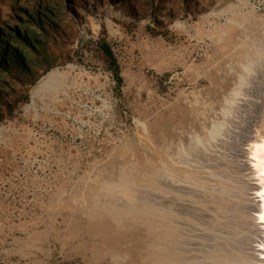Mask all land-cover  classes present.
<instances>
[{
  "label": "rangeland",
  "instance_id": "374dc122",
  "mask_svg": "<svg viewBox=\"0 0 264 264\" xmlns=\"http://www.w3.org/2000/svg\"><path fill=\"white\" fill-rule=\"evenodd\" d=\"M263 93L264 0H0V264H264Z\"/></svg>",
  "mask_w": 264,
  "mask_h": 264
},
{
  "label": "bare ground",
  "instance_id": "6f19581e",
  "mask_svg": "<svg viewBox=\"0 0 264 264\" xmlns=\"http://www.w3.org/2000/svg\"><path fill=\"white\" fill-rule=\"evenodd\" d=\"M57 75V70H50L49 72H47L44 76H42L38 81L37 83L34 85V87L32 88L31 92H30V97L31 99L33 100L36 96H39L41 95L42 92L48 90V89H51L53 88L54 86V80H55V77ZM54 79V80H53ZM54 90V89H53ZM42 96V95H41ZM191 137V136H190ZM191 139V138H190ZM244 143L246 144V147L243 148L242 152L245 154V158L247 160V163L249 165V169L250 171H253V173L255 172L254 169L252 168V163H258V160L257 161H250V155H254V154H257L258 150L253 148V151L252 153L249 152V148H251L252 146L254 145H257L259 143H264V93L262 95V98H261V102L260 104L256 105L255 108H254V115H253V119H252V125L248 128V130H246V135L244 136ZM179 158V157H178ZM178 164V163H177ZM180 164V163H179ZM163 165V164H162ZM158 168V167H157ZM171 169V168H170ZM122 172V171H121ZM120 172V173H121ZM124 172V171H123ZM122 172V173H123ZM128 172V171H127ZM125 172V173H127ZM157 172V171H156ZM161 172V171H160ZM159 173V172H158ZM129 174V173H128ZM150 175V174H149ZM155 175V174H154ZM255 175V173H254ZM126 177V176H125ZM147 177V175H146ZM153 178V176H150ZM156 177V176H154ZM163 177V175H162ZM172 177V176H171ZM170 177V179H171ZM115 178V177H114ZM117 178L118 177V174H117ZM123 178V177H122ZM167 178V176H166ZM173 178V177H172ZM127 179V177H126ZM154 179V178H153ZM175 179V178H174ZM125 180V178H124ZM168 180V179H166ZM129 181V180H128ZM131 182H129V186H131L129 189H134L136 183L134 181V179H130ZM155 181V180H154ZM175 181V180H174ZM146 182V181H145ZM140 184V182H138ZM181 183V182H180ZM118 184V183H117ZM105 185V184H104ZM119 185V184H118ZM112 186V185H110ZM125 186V185H123ZM128 186V185H127ZM122 187V185H121ZM115 189V188H114ZM112 189V187H107L106 189V194L110 196V201L108 203H110V212H114L116 210V208L118 207H121L123 208L124 210H128V208H136V207H139V208H143V205L142 204H137V205H131L129 204L128 202H126L125 200H123L121 197H118L116 195V190ZM128 189V188H127ZM139 189V188H138ZM136 189V190H138ZM105 199V197H104ZM99 201H101L100 203H102V200L99 199L97 197L94 198L93 200V204L95 203H98ZM104 201V200H103ZM107 202V201H106ZM259 205V206H258ZM232 207H228L226 210H230ZM260 208L263 210V212H258L257 209ZM150 209V208H149ZM236 209H234L235 211ZM251 212H254L257 214V216L259 217H256L258 218V220H260V214L261 213H264V198H263V201L260 202L259 204L256 203L254 204V208L251 207ZM129 213V212H128ZM135 213V212H134ZM246 221L248 222V225H251L252 227V233H251V237L252 238H262L263 240L259 241L258 244H261L262 247L264 248V226H263V231H261L260 229H258L257 227V221L254 220L253 218L249 217L248 215H246ZM260 223V222H258ZM244 237H242L243 239ZM244 240V239H243ZM244 242V241H243ZM246 244V243H244ZM244 250V249H243ZM241 252V251H239ZM249 252V251H248ZM239 256V255H238ZM243 252L240 253V258H241V263L240 264H243L244 263V260H243Z\"/></svg>",
  "mask_w": 264,
  "mask_h": 264
},
{
  "label": "snow or ice",
  "instance_id": "6c2138e0",
  "mask_svg": "<svg viewBox=\"0 0 264 264\" xmlns=\"http://www.w3.org/2000/svg\"><path fill=\"white\" fill-rule=\"evenodd\" d=\"M253 148L257 149V154L250 155V161H257L258 163H252V168L256 173V178L259 180L261 187L264 188V143H259L257 145L249 148V152L252 153ZM262 198H264V191L258 193ZM260 221L264 223V213L260 214Z\"/></svg>",
  "mask_w": 264,
  "mask_h": 264
},
{
  "label": "trees",
  "instance_id": "16d2710c",
  "mask_svg": "<svg viewBox=\"0 0 264 264\" xmlns=\"http://www.w3.org/2000/svg\"><path fill=\"white\" fill-rule=\"evenodd\" d=\"M97 45H98V49L105 56V59H106L109 67L111 68V70L113 72L116 84L119 85L122 81L121 75H120L119 64H118V61H117L116 57L114 56V54L111 50L109 43L104 39H99L97 41Z\"/></svg>",
  "mask_w": 264,
  "mask_h": 264
}]
</instances>
